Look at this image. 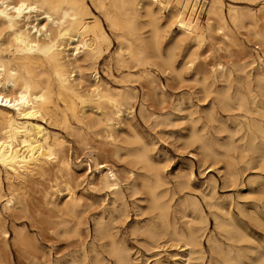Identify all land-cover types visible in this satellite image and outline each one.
I'll list each match as a JSON object with an SVG mask.
<instances>
[{
    "label": "bare ground",
    "instance_id": "bare-ground-1",
    "mask_svg": "<svg viewBox=\"0 0 264 264\" xmlns=\"http://www.w3.org/2000/svg\"><path fill=\"white\" fill-rule=\"evenodd\" d=\"M145 1L142 4L139 3L140 0H108V5L123 17L122 21H119L110 14L105 0H93L94 6L100 11L118 42L115 57L121 64L125 62L124 54L134 55L136 62H139L141 58L146 57L149 50L159 52L158 12L160 8H167L168 4L174 3L175 9L169 13L170 21L182 33L195 36L203 34L199 22L202 6L197 5V0ZM140 4L145 8L144 16L149 19L148 37L143 36L139 24L142 15ZM205 13L206 33H210L213 28L217 31H227V20L235 27L246 21L251 29L250 35L258 40L259 44L264 45V26L262 29L259 28L252 14H236L233 6L224 13L222 0H208ZM90 14L84 0H0V204L4 202L2 208L7 212L10 211L12 217L13 211L35 186L41 185L44 181L51 182V185L38 193L44 202L50 200L48 204L55 214L43 222L39 221L38 226L34 225V227L40 230L45 224V228L54 234L59 232L68 234V224L62 215L68 212L76 216L77 208L82 204L81 199L72 197L67 185L70 167L66 153L71 148L60 134L51 133L42 124L61 129L75 138L76 143L85 147L87 134H102L111 141L114 149L112 154L116 156L119 147L116 145L115 125L121 117L127 116L133 109V103H126L132 98L130 94L119 90L113 91L103 86L98 77L96 65L108 50L110 39L96 18L88 20ZM122 31L126 36L120 33ZM166 62L169 64L170 59ZM84 71L89 72L87 77ZM85 82L89 85L86 90L82 87ZM209 104L212 111L218 106L222 111H239L247 116L243 117V121L236 122L232 129L224 128V131L229 133L230 139L234 135H239L240 145L236 146L235 142L231 141L227 148H240L244 153L250 154L251 161L255 160L259 165L264 163V103ZM140 108L146 111L143 103L140 104ZM208 117L213 118L212 112H208ZM198 121L199 119L193 121L186 144H197L203 159L218 157L219 154L204 134L206 125L201 124L196 127L195 123ZM96 129L97 131H93ZM132 140L137 143L142 141L136 135ZM89 149V159L97 175L90 179L89 186L109 191L113 205L116 200L123 198L118 175L113 168L91 156L93 152L91 149L96 150V148ZM96 155L99 157L98 154ZM125 156L142 171L136 175L132 174L136 180H139L138 186L134 180L131 181L132 183H126V186L132 194L142 188L148 195L149 209L154 215L150 226L144 228L142 232L148 236L152 247L161 237H167L169 241L179 245V249H183L181 253L185 260L180 264H202L205 257H208L207 264H264V254L250 245L253 239L247 233L243 219L234 215L231 206H225L215 199L214 186H210L209 192L203 195L208 213L205 212L202 204L195 200L197 197L180 202L179 212L182 217L189 220L183 222L182 226L178 225L169 216V203L175 191L165 186L162 170L150 155L148 148L142 145L138 149H126ZM256 168L258 169L259 166ZM87 170L91 172L90 167ZM221 179L224 187L239 184L238 174L234 170L225 171ZM260 182V185L250 192L258 194L259 198L256 201L260 204H254L253 210H250L251 214L246 215V212L244 215L239 207L237 210L250 220L254 219L257 224L264 226V179ZM184 184L187 182L178 185L177 188L182 191ZM61 191L65 192L64 197H67L69 202L63 200L60 205L55 203L52 196L56 197ZM19 211H24V207ZM187 212L190 214L186 215ZM81 216L77 218V223L72 225L71 234L79 235L77 225L80 224ZM210 220L224 242L216 239L212 234L208 236L207 254L201 240ZM10 228L13 246L23 250L34 243V238L29 235L25 224L18 228L11 220ZM93 232L100 239L105 237L110 239L109 254L116 264H128L125 250L115 243L101 217L93 221ZM9 237L5 220L0 216V264H10L7 254ZM172 255L176 257L178 254ZM96 264L103 263L101 260H96Z\"/></svg>",
    "mask_w": 264,
    "mask_h": 264
},
{
    "label": "rangeland",
    "instance_id": "rangeland-1",
    "mask_svg": "<svg viewBox=\"0 0 264 264\" xmlns=\"http://www.w3.org/2000/svg\"><path fill=\"white\" fill-rule=\"evenodd\" d=\"M144 2L146 1L140 0L139 3L144 4ZM207 2L208 0H197V5L203 7V9L200 8L199 13V22L203 30L202 36L182 33L170 21L169 13L175 9L174 3L168 4L167 8H160L158 12L159 52L149 50L146 57L141 58L139 62H136L134 55L124 54L125 62L121 64L116 61L115 57L118 42L102 14L94 6L93 0H84L91 13L88 20L96 18L110 39L108 50L96 65L98 77L103 86L113 91L119 90L130 94L132 98L126 103H133V109L130 114L121 117L115 125L116 145L119 147L116 156L112 154L114 149L111 141L104 138L102 134H87L85 147L76 143L75 138L61 129L42 124L51 133L60 134L71 148L66 153L70 167L67 185L72 192V197L81 199L82 206L77 208L76 216L68 212L63 213L62 218L68 224V234L62 232L54 234L45 228V224L40 230L34 227V225L38 226L39 221L43 222L55 214L51 205L48 204L50 200L44 202L38 193L51 185V182L44 181L41 185L35 186L24 197L16 210H12L14 212L12 217H10V211L7 212L2 208L4 202H1L0 216L5 220L10 236L7 239L9 245L7 254L10 264H96V260H101L103 264H116L114 258L109 254L110 239L107 237L100 239L93 232V221L100 217L115 243L125 250L128 264H180L183 262L185 260L181 253L183 249H179V245L169 241L167 237H161L162 239L160 238L156 242L157 246L152 247L150 239L142 232L144 228L150 226L154 213L149 209V198L145 190L139 188L137 193L132 194L127 189L126 183H132V180L137 186L139 185V180H136L133 175L142 171L125 156L126 149H138L142 145L148 148L150 155L157 161L162 170L163 180L166 182L165 186L176 193L169 203L171 220L173 219L181 226L183 222L189 220V218L182 217L179 212L180 202L185 199L197 197L195 200L202 204L205 212L208 213L203 195L209 192L210 186H214L215 199L225 206H231L234 215L243 219L246 231L253 239L250 243L251 247L264 254V226L257 224L254 219L250 220L244 216L246 212V215L251 214L250 210H253L254 204H260L256 201L259 198L258 194L250 192L257 188L260 181L264 179V163L259 165L255 160L251 161L250 154L244 153L240 148H227L231 141H234L236 146L240 145L239 135H234L230 139L229 133L224 131L225 127L232 129L236 122L243 121V117L247 116L239 111H222L218 106L212 111L209 104L264 103V45L259 44L260 42L250 35L251 29L246 21L235 27L227 20V31H217L216 28H213L210 33H206ZM105 3L110 14L122 21L123 17L116 9L108 5V0H105ZM222 3L224 13L233 6L236 14H252L259 28H263L264 0H222ZM142 4L139 6L142 14L139 24L143 36L148 37L150 27L147 23L149 19L144 16L145 8ZM120 33L126 36L125 32ZM167 59H170L169 64L166 62ZM88 73V71H84L86 77ZM177 75L178 77H176ZM82 87L86 90L89 85L85 82ZM141 103L146 111L141 110ZM208 112H212V119L208 117ZM151 113L153 114L151 115ZM156 116L159 119L156 120ZM197 119L199 121L195 123V126L206 125L204 134L219 154L218 157L203 159L197 144H186L187 136L194 124L193 121ZM93 131H97V129ZM135 135L142 140L141 143L133 142L132 138ZM92 147L96 150L91 149L93 151L91 156L98 162H104L113 168L120 180L123 198L116 200L113 205L109 191L89 186L90 179L93 176L97 177L95 167L89 159V148ZM209 166L210 168H208ZM255 166H259V168L257 169ZM89 167L90 173L87 170ZM224 170L237 172L239 184L224 187L221 179ZM186 182L187 184H184L180 191L177 186ZM64 195L65 192L61 191L56 197L53 195L52 199L60 205L64 201L69 202ZM21 207H24L22 212L19 211ZM237 207L241 208L244 215L237 210ZM82 210L83 213L80 214ZM24 212L25 214H23ZM189 214V212L186 213V215ZM80 216V224L77 225L79 235L71 234L72 225L77 223L76 220ZM11 220L18 228L23 224L28 228L29 235L34 238V243L29 248L20 250L13 246ZM211 234L224 242L223 237L214 229L213 222L210 220L201 240L207 254L206 239ZM160 243L162 244L160 245ZM152 248L154 249L152 250ZM172 254L178 255L175 257ZM207 260L208 257H205L202 264H207Z\"/></svg>",
    "mask_w": 264,
    "mask_h": 264
}]
</instances>
